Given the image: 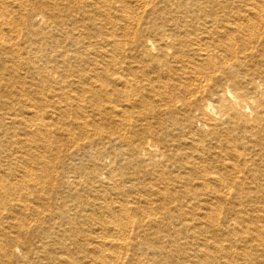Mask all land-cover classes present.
<instances>
[{
	"label": "bare ground",
	"instance_id": "obj_1",
	"mask_svg": "<svg viewBox=\"0 0 264 264\" xmlns=\"http://www.w3.org/2000/svg\"><path fill=\"white\" fill-rule=\"evenodd\" d=\"M0 264H264V0H0Z\"/></svg>",
	"mask_w": 264,
	"mask_h": 264
},
{
	"label": "rangeland",
	"instance_id": "obj_2",
	"mask_svg": "<svg viewBox=\"0 0 264 264\" xmlns=\"http://www.w3.org/2000/svg\"><path fill=\"white\" fill-rule=\"evenodd\" d=\"M56 203H57V205H59V204H60V203H59V201H57Z\"/></svg>",
	"mask_w": 264,
	"mask_h": 264
}]
</instances>
